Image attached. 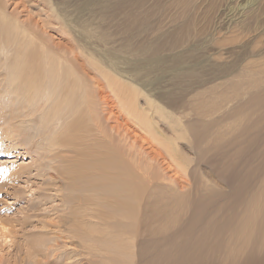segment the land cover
<instances>
[{
	"label": "rangeland",
	"instance_id": "obj_1",
	"mask_svg": "<svg viewBox=\"0 0 264 264\" xmlns=\"http://www.w3.org/2000/svg\"><path fill=\"white\" fill-rule=\"evenodd\" d=\"M0 6L37 36L29 42L31 55L47 57L51 74L58 75L59 59L73 61L75 66L63 63V71L79 68L102 130L116 137L117 149L123 143L118 136L123 138L150 167L161 194L151 190L150 203L161 207L162 231H146V244L144 238L135 241V264L141 253L143 264H264V0H0ZM16 39L22 45L33 41L25 35ZM4 62L1 54L0 67ZM39 70L33 68L36 75ZM102 72L136 87V107L148 115L152 106L160 108L153 122L164 137L177 138L179 169L166 157L156 158L163 149L126 114ZM10 73L3 67V89ZM44 88L42 110L50 104V85L44 82ZM2 91L0 108H13ZM51 130L57 148L47 156L65 159L53 165L61 178L49 180L31 169L34 179L20 176L0 188V264H26L27 253H41L56 234L93 232L67 231L75 198L89 194L83 176L91 158L77 157L63 145L68 138L60 136V121ZM97 152H105L98 143ZM27 161L0 156L6 168ZM156 226L153 218L150 227ZM71 244L66 254L84 253L78 242Z\"/></svg>",
	"mask_w": 264,
	"mask_h": 264
},
{
	"label": "bare ground",
	"instance_id": "obj_2",
	"mask_svg": "<svg viewBox=\"0 0 264 264\" xmlns=\"http://www.w3.org/2000/svg\"><path fill=\"white\" fill-rule=\"evenodd\" d=\"M13 17V15L7 16L3 7L0 6V39L6 38V41H0V55L3 54L5 57L4 66L0 67V76H2L3 67L11 70L7 88L3 89L5 78H2L0 91L3 89L2 92L6 99L9 98L13 105V108L7 110L0 108V156L16 155L18 157L20 155L29 157L30 161L16 166L12 163L9 168L4 167V165L0 166V188H4L11 179H17L20 176H26L27 181L34 179L37 175L46 176V179L49 180L54 175L56 179L61 178V173L53 165H61L65 159L60 157L52 160L47 156L48 153L57 148L51 144L53 121H60L61 127L64 129L60 136L68 138L64 141V146L72 147L70 151L77 157H85L86 160L91 158L86 163L88 170L83 176L90 184L89 194L87 197L84 195L75 198L76 205L73 204L67 214V221L71 227L67 231L93 232L82 235L68 232V236L56 234L42 247L41 253L35 250L27 253L28 261L26 264H135L133 261L136 255L134 252L135 241L137 239L142 241L144 238L142 242L146 244L148 241H145L146 238L144 237L146 231H159L158 233L162 231L160 225V215L163 214L161 207L159 204L152 206L150 203L153 196L151 190H156V195L159 196L154 175L151 174L150 167L143 164L144 159L139 157V153L135 154L131 151L132 145L128 148L123 138L120 139L118 136L119 142L123 143L117 149L116 141L113 144V138L116 140V137L112 138L113 134L111 136L109 131H107L108 134L102 130L92 108L88 84L84 81L79 68L76 66L74 69L63 71V63L75 66L73 61L67 58L59 59L58 75L56 76L54 71L51 74L52 70L47 57L38 60L31 55L29 42H37L34 40V37L37 36L33 35L32 32H27L26 26L17 24L16 20L12 22ZM24 35L31 36L33 41H26L27 43L22 45L21 41L16 38ZM11 46L15 50V57L10 55ZM20 51L22 54L18 57ZM23 54L26 56L24 57ZM73 60H77L75 56ZM22 67H28L30 70L28 72L18 70ZM34 67H40L39 75L34 73ZM102 78L116 100L125 105L126 114L130 116V119L138 127H142L145 133L146 129L149 135H153L152 139L160 145V149H163V154L159 151L160 153L156 155V158L162 157L164 159L166 157L178 168L176 161L182 162L183 160L176 147L177 138L164 137L156 129L155 124L157 123L153 122L154 115L160 114V108L152 106L154 112L150 110L151 113L148 115L147 112L136 107L138 94L136 87L124 84L116 76L104 72H102ZM44 82L50 85V88L47 89V102L50 101V104L42 110L43 102L40 104L39 102L46 91ZM26 91H30L31 97H25ZM53 96L55 98L52 101ZM162 119L165 120L164 117ZM17 120L19 122H16ZM76 136L81 140L79 144L74 141ZM97 143L104 147L105 152H97ZM68 160L71 161V159ZM0 164L2 165L1 162ZM31 169L37 175L30 176ZM187 181L189 180L187 179ZM159 197L154 201L159 203ZM156 202L153 203L156 204ZM153 218H155L157 226L151 229ZM96 231H102L101 236L105 241H102L98 235L96 236ZM160 234H156V236ZM176 237L175 239H178ZM160 238L161 236L156 243L157 245L160 240L163 241ZM3 239L4 241L9 239L11 244L9 235L3 234ZM114 239L119 240L115 242ZM71 242H78L84 253L66 254L65 249L70 251L74 249L73 246L67 248L66 244L72 245ZM152 243L155 244V242ZM15 248L14 246L13 249L16 250ZM159 249L161 250V247ZM160 250L158 251L160 252ZM38 253L40 257H38ZM142 254L137 264H143ZM188 257L190 258V256ZM6 264H9V261Z\"/></svg>",
	"mask_w": 264,
	"mask_h": 264
}]
</instances>
